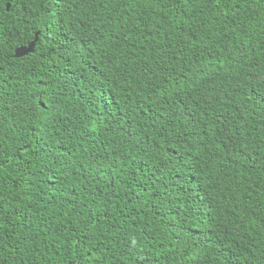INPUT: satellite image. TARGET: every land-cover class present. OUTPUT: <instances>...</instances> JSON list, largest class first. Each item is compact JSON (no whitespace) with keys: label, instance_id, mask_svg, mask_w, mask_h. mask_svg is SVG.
I'll list each match as a JSON object with an SVG mask.
<instances>
[{"label":"trees","instance_id":"trees-1","mask_svg":"<svg viewBox=\"0 0 264 264\" xmlns=\"http://www.w3.org/2000/svg\"><path fill=\"white\" fill-rule=\"evenodd\" d=\"M0 264H264V0H0Z\"/></svg>","mask_w":264,"mask_h":264},{"label":"water","instance_id":"water-1","mask_svg":"<svg viewBox=\"0 0 264 264\" xmlns=\"http://www.w3.org/2000/svg\"><path fill=\"white\" fill-rule=\"evenodd\" d=\"M35 42L36 41H34L32 44H30L27 48L17 49L15 51V57L22 58V57L27 56L29 53H32L34 46H35Z\"/></svg>","mask_w":264,"mask_h":264},{"label":"clouds","instance_id":"clouds-1","mask_svg":"<svg viewBox=\"0 0 264 264\" xmlns=\"http://www.w3.org/2000/svg\"><path fill=\"white\" fill-rule=\"evenodd\" d=\"M34 41H36V42H35V46H36V43L38 42V35H36V38L34 39ZM34 41H33V42H34ZM33 42H32V43H33ZM32 43H30V44H32ZM30 44H29V45H30ZM29 45H28V46H29ZM28 46H27V47H28ZM35 46H34L33 52L35 51ZM27 47H25V48H27ZM21 48H24V47H21ZM21 48H19V49H21ZM33 52H32V53H33ZM32 53H31V54H32ZM16 58H17V57H16ZM22 58H23V57H22ZM20 59H21V58H20Z\"/></svg>","mask_w":264,"mask_h":264}]
</instances>
